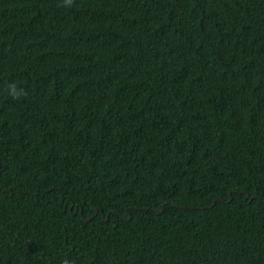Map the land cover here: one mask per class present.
<instances>
[{
    "label": "trees",
    "instance_id": "trees-1",
    "mask_svg": "<svg viewBox=\"0 0 264 264\" xmlns=\"http://www.w3.org/2000/svg\"><path fill=\"white\" fill-rule=\"evenodd\" d=\"M64 261L264 264V0H0V264Z\"/></svg>",
    "mask_w": 264,
    "mask_h": 264
},
{
    "label": "clouds",
    "instance_id": "clouds-1",
    "mask_svg": "<svg viewBox=\"0 0 264 264\" xmlns=\"http://www.w3.org/2000/svg\"><path fill=\"white\" fill-rule=\"evenodd\" d=\"M64 3L68 6H71L73 0H64ZM8 95L14 100H20L23 96L26 95V92L23 88H18L15 84L9 85ZM64 264H68V261H64Z\"/></svg>",
    "mask_w": 264,
    "mask_h": 264
},
{
    "label": "water",
    "instance_id": "water-1",
    "mask_svg": "<svg viewBox=\"0 0 264 264\" xmlns=\"http://www.w3.org/2000/svg\"><path fill=\"white\" fill-rule=\"evenodd\" d=\"M214 204V203H213Z\"/></svg>",
    "mask_w": 264,
    "mask_h": 264
}]
</instances>
